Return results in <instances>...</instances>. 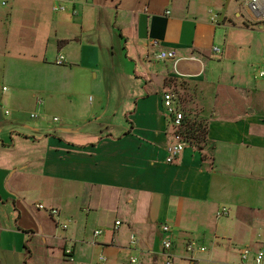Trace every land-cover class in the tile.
<instances>
[{
    "label": "crops",
    "instance_id": "obj_1",
    "mask_svg": "<svg viewBox=\"0 0 264 264\" xmlns=\"http://www.w3.org/2000/svg\"><path fill=\"white\" fill-rule=\"evenodd\" d=\"M217 1L11 0L3 35L6 47L18 49L0 51V105L11 110L7 115L0 109V201L12 200L16 214L10 226H0V264H23L20 244L26 249L38 238L57 241L61 264H68L63 248L70 244L80 261L103 253L104 264H122L119 254L125 245L98 225L105 210L121 216L114 233H120L126 218L130 228L139 229V243L133 246L129 239V244L142 260L164 264L157 239L162 231L153 230L155 220L170 224L172 218L197 217V241L205 245L211 236L207 216L230 183L264 180L260 78H255L256 88H246L256 107L216 108L206 118L203 152L189 145L175 162L166 160L172 133L164 92L181 78L203 75L214 47L220 48L218 40L228 34L221 29L234 28L227 23L228 13L247 18L240 3L239 11L233 0ZM59 3L66 9L55 11ZM49 46L56 50L52 58L38 50ZM166 48L196 58L180 60L179 75L172 61L157 59ZM61 53L65 61L58 64ZM39 98L43 103L38 104ZM34 111L37 118L30 116ZM38 204L57 208L59 219L72 225L57 233L58 218L40 212ZM96 229L102 230L98 236ZM8 231L14 243L4 236ZM259 234L264 237L257 231L258 238L245 246L259 248L264 240ZM174 236L176 261L186 264L188 240ZM207 253L198 254L199 264Z\"/></svg>",
    "mask_w": 264,
    "mask_h": 264
},
{
    "label": "rangeland",
    "instance_id": "obj_2",
    "mask_svg": "<svg viewBox=\"0 0 264 264\" xmlns=\"http://www.w3.org/2000/svg\"><path fill=\"white\" fill-rule=\"evenodd\" d=\"M2 1L0 0V51L15 52L18 48L13 46L6 47L5 36L3 35L6 15L11 7V0H5L6 5H2ZM217 2L222 3L221 0ZM231 5L235 10H241L238 1L233 0ZM226 20L234 28L221 29L228 34L223 35L218 40L221 51L219 53L214 52L210 56L211 62L208 61L210 63H208L203 75L200 77L181 78L178 81V86L168 88V90L175 92L181 98L186 113L190 110L193 115H197L200 118H209L216 108L222 109L229 106V110L241 108L244 111L247 105L257 106V102L255 103L254 101L255 97L246 94V88L248 84L251 87H257L255 80L256 70L264 67V31L255 30L256 27H254L250 19L243 16L239 19L231 12L228 13ZM244 27L249 28L243 30L242 28ZM38 50L42 51V56L47 53L46 55L49 58L56 55V50L52 46H49V48H38ZM253 73L254 75L252 76L251 74ZM263 80L260 78V82H263ZM5 118L6 120L12 119L11 116ZM54 123L56 124L57 122ZM43 155L44 153L39 157L43 158ZM36 161L42 160L37 158ZM229 186V192L219 197L214 205V212L211 210L205 221L208 223L209 235L211 236L204 242L208 253L202 255L204 261L201 264H254L252 260H242L240 249L247 243H251L252 239L258 238L257 231L262 230L264 232V180L259 184L256 183V179H253L250 183L243 181L241 184L230 183ZM256 187H259V190L256 191L262 193V195L258 196L257 192L253 191L252 188ZM42 197H44L43 194L40 199H44ZM239 199L243 200L239 201ZM0 202V226L6 228L15 219L14 203L12 200ZM105 202L106 204L110 203L108 200ZM243 205L247 207H243ZM223 207L227 208V214L216 218L217 210H221ZM246 209L250 211L247 212ZM40 212L45 213V210ZM101 215L98 225L103 229V234L114 235L113 237H115L116 241L125 245L119 254L120 261L122 264H130L129 257L137 255V252L130 247V235L135 234L140 239L139 229L130 228L126 218L120 228V233H118V230L114 233L115 219L121 216L112 212L107 213L106 210ZM59 220L63 221L62 218ZM169 223L173 228V234L179 240L184 242L191 238L199 240V222L197 217H182L178 221L172 218ZM69 224L70 226L72 225V223ZM164 224V220H155L153 222V230L162 231ZM57 233H62L61 227L58 228ZM10 234V231H8L4 236L14 243L16 238ZM213 234H216L217 237H214ZM164 237L165 235L162 233V237L159 236L157 238L160 250L163 249L162 242ZM261 238L263 239L264 237ZM29 242V248L26 247V249L23 243L20 244L25 253L23 264H26V258L29 264H61V250L56 240L49 239L44 241V239L38 238ZM228 246L229 249H227ZM10 247L14 249L13 244ZM143 261L144 264H155L148 261L147 257Z\"/></svg>",
    "mask_w": 264,
    "mask_h": 264
},
{
    "label": "built area",
    "instance_id": "obj_3",
    "mask_svg": "<svg viewBox=\"0 0 264 264\" xmlns=\"http://www.w3.org/2000/svg\"><path fill=\"white\" fill-rule=\"evenodd\" d=\"M75 3V0H71ZM241 4L243 11L247 15V18L253 22L254 27L257 29L264 31V0H238ZM4 4L6 2L4 1ZM55 11L65 10L66 6L62 3L54 5L53 8ZM73 13H77V9H73ZM213 15V19L216 20L218 14L211 11ZM214 51L220 52L221 49L219 47H214ZM157 59L161 61H172L175 73L182 75L183 73L179 70V62L182 59H195L196 57H180L178 51L175 48H166L161 49L157 53ZM65 61L64 54H59L56 62L58 64H62ZM255 78H264V67L256 70ZM3 91H7L8 87L3 86ZM43 103V99H38V104ZM163 104L166 110L168 125L171 129L172 140L168 145V155L167 162L173 163L177 160V158L182 154L184 149L189 146V141L184 137L182 131L184 128V120H185V111L182 107L181 98L173 91L166 90L163 94ZM0 109H3L5 114H11L10 109H6L5 107L0 105ZM30 116L33 118H37L39 116V112H30ZM54 120L59 121L60 117L55 116ZM37 207L41 210L47 211L52 217L58 218L56 221L57 225L61 228H68V222H62L59 220L60 211L54 207H47L44 204H38ZM228 212L226 207H223L218 211V217L226 215ZM121 224L120 220L115 221V228H117ZM102 233L101 229H96L94 231V236H98ZM162 233L165 235L163 238V256H164V264H178L176 261V257L174 252L172 251L175 243V236L173 234L172 227L169 224H164L162 228ZM259 236L263 237L262 234ZM260 246L256 250H254L251 246H244L240 249V256L242 260H247L250 255L253 254L254 264H262L264 262V240H260ZM130 243L131 245H137L139 243V239L135 234L130 235ZM185 250L187 253L186 264H199V256L200 253L207 252V247L202 245L195 239L188 240L185 245ZM63 257L68 264H104L107 261V256L103 253L98 254L97 258L92 255L90 260L87 262L80 261L75 253V249L73 245H66L63 248ZM130 264H144V261L138 255H131L129 257Z\"/></svg>",
    "mask_w": 264,
    "mask_h": 264
},
{
    "label": "trees",
    "instance_id": "obj_4",
    "mask_svg": "<svg viewBox=\"0 0 264 264\" xmlns=\"http://www.w3.org/2000/svg\"><path fill=\"white\" fill-rule=\"evenodd\" d=\"M182 107L185 111L184 128L182 133L184 137L189 141L190 145L194 146L195 148H202L203 152V149L205 148L208 142V119L197 117V115H193L190 110H188V112L186 113L184 105H182ZM203 159H207V156L205 154L203 155Z\"/></svg>",
    "mask_w": 264,
    "mask_h": 264
}]
</instances>
